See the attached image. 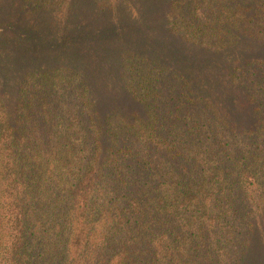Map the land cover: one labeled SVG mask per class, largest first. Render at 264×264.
Instances as JSON below:
<instances>
[{
  "label": "trees",
  "instance_id": "trees-1",
  "mask_svg": "<svg viewBox=\"0 0 264 264\" xmlns=\"http://www.w3.org/2000/svg\"><path fill=\"white\" fill-rule=\"evenodd\" d=\"M127 1L0 0V264H264V0Z\"/></svg>",
  "mask_w": 264,
  "mask_h": 264
},
{
  "label": "rangeland",
  "instance_id": "rangeland-1",
  "mask_svg": "<svg viewBox=\"0 0 264 264\" xmlns=\"http://www.w3.org/2000/svg\"><path fill=\"white\" fill-rule=\"evenodd\" d=\"M166 0H128L120 9L118 25L129 32L130 39H137L140 35L144 39H156L160 36L157 33L156 22L160 9ZM138 22V23H137ZM140 25L138 28L137 25ZM119 26V27H120ZM141 26H144L141 29ZM158 38V39H159ZM141 39V38H139Z\"/></svg>",
  "mask_w": 264,
  "mask_h": 264
}]
</instances>
